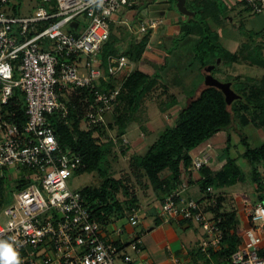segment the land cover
<instances>
[{
    "label": "built area",
    "instance_id": "obj_1",
    "mask_svg": "<svg viewBox=\"0 0 264 264\" xmlns=\"http://www.w3.org/2000/svg\"><path fill=\"white\" fill-rule=\"evenodd\" d=\"M247 4L252 13H264V0H247ZM19 12L13 0H0V178L7 177L6 171L25 170L32 172L28 176L32 183L0 211L8 219L5 224L0 221V264H8L5 249L18 254L19 264H135L129 248L140 254L141 236L121 239L124 228L111 232L109 225L103 227L94 220L82 194L69 186L84 166L82 158L60 147L48 116L68 117V107L61 102L65 90L87 89L93 94L94 110L86 111L84 118L90 124L104 121V115L113 110L121 87L101 90L103 82L113 84L122 74L128 77L134 64L125 56L104 61L101 52L113 25L124 24L121 18H128V13L142 14L139 0H39L32 15L23 17ZM160 24L143 17L136 31L128 27L140 38L156 33ZM17 93L25 98L23 130L6 119L7 106ZM122 144L129 142L123 139ZM214 155L213 148L205 149L193 158L191 169L209 165ZM21 177L16 174L12 179ZM189 187L188 180H183L180 190L161 205L159 217L164 222L199 226L207 236L201 252L211 259L223 244L224 218L208 209L218 204L223 193L210 187L208 199L199 202L186 195ZM243 204L249 228L231 264H264V206L247 199ZM127 220L137 226L140 210L133 208ZM173 260L185 264L179 258Z\"/></svg>",
    "mask_w": 264,
    "mask_h": 264
},
{
    "label": "trees",
    "instance_id": "obj_2",
    "mask_svg": "<svg viewBox=\"0 0 264 264\" xmlns=\"http://www.w3.org/2000/svg\"><path fill=\"white\" fill-rule=\"evenodd\" d=\"M168 3L176 5L177 0H170ZM244 3L247 10L251 11L247 1ZM196 4L203 7L202 13L199 14L194 9ZM189 7H192L191 11L195 15L187 17L184 21L177 41L178 44H184L189 38H195L193 60L200 65L201 71L215 67L219 60L226 65L249 62L252 66L264 69V37L258 44L257 33L249 32L246 42L240 45L239 52L233 54L221 45L219 35L210 30L209 21H219L227 17L229 8L223 0H187V8L190 10ZM152 36L153 32L150 31L138 38L125 29L117 31L112 27L110 38L101 52L102 59L106 61L110 56H125L137 67L126 77L113 110L104 115V121L90 124L84 120L86 111L94 110L95 107L94 96L87 89L64 91L65 96H61V102L68 107L67 118H62L59 113L48 116V122L55 130L60 147L64 151L71 150L82 158L84 166L76 175H105L98 188L80 192L94 220L103 227L127 220L133 208L140 210V201L133 191L130 179L116 180L106 176L110 174L107 163L116 144L114 140L105 142L102 138L105 137V120L108 116V127H118V137L123 139L128 127L137 121L143 99L162 85L161 75L147 74L141 67L144 65L141 62ZM126 41L129 43L127 50L121 47ZM166 64L167 61L164 65ZM212 74L215 75V70ZM198 81L188 95V104L178 114L176 126L167 129L144 156L134 154L130 158L131 173L141 185L146 180L144 189L151 187L160 206L169 195L178 190L186 178L190 186L199 184L201 192L205 195L204 199H208L207 189L210 187L219 191L238 185L242 182L244 174L238 160L231 156L234 122L237 118L244 128L251 123L250 125L264 129V79H231L228 83L232 84V89L241 97L231 105H228L221 90L204 84V74L200 75ZM103 83L104 88L101 90L115 87L113 84ZM177 104L176 99L169 103L168 107L172 108ZM7 108L10 110V114L6 116L7 121L17 124L23 130L27 122L24 95L17 93ZM240 139L245 148L244 157L252 167V179L257 186L255 203L264 206V178L259 170L260 165L264 167V145L259 148L252 147L243 133L240 134ZM209 147L217 154L215 161L198 171L192 170L193 158ZM123 148L130 149L129 145H123ZM20 172L22 179L15 180L18 181V192L32 183L28 178L32 172ZM5 174H8L7 171ZM4 179L6 178H0V209L8 204L2 185ZM225 199L224 194L219 195L218 204L208 209V212H214L224 218L223 244L213 253V259L218 264H231V256L243 243L239 210H225Z\"/></svg>",
    "mask_w": 264,
    "mask_h": 264
},
{
    "label": "rangeland",
    "instance_id": "obj_3",
    "mask_svg": "<svg viewBox=\"0 0 264 264\" xmlns=\"http://www.w3.org/2000/svg\"><path fill=\"white\" fill-rule=\"evenodd\" d=\"M38 1L39 0H13V5L17 6L18 8L20 7V16L27 17L32 15L38 8ZM168 1L170 0H155L152 2L149 0H139L140 9L146 8L148 11L142 12L141 15L143 17H154L153 12L156 10V13H164L166 11L167 13L165 16H168L170 12L173 14H178L179 18L183 19V21H180L174 25L178 27L177 30L174 31L173 34H168L167 27L169 24L166 22L164 24V20L160 17L155 18L158 22H161V25H159L157 32L154 33L150 38L146 48V54L144 55V58L141 62V64H144L141 65V67L143 68L142 71L145 73L161 75L162 85L156 87L152 93L143 99L141 110L137 116V121L128 127L125 134V140L131 144L129 150L123 148L122 140L124 138L119 139L118 127L114 129H110L108 127L110 123L108 116L105 120V123H107L105 124V137L102 138V140L105 142H113L114 140L116 144L113 150V155L108 159L109 162L107 163L109 165V168L107 167V169L109 170L110 174H106V176L116 180L126 178L130 179L131 185L133 186V191L139 198L140 209L142 208L145 211L142 216V222H144L146 227L149 224L151 227L153 223L150 218V208H146L152 205L150 200H152V203H155L152 205L153 212L155 214L157 213L158 215L160 213L161 206L159 202L156 203L155 200H153V197L156 196L152 192V189H150L151 187L149 189H144L146 180H144L143 185H141L138 183L135 175L131 173L130 158L134 154L144 156L150 146L153 145L167 129L176 126L179 112L188 104V95L191 89L197 82H199L198 80L200 79V75H205L207 69L206 68L201 71L200 65L196 63L197 61L193 60V41L195 38H189L186 42H184V44H178L179 42L177 40L181 34V27L187 17L178 11L177 4H169ZM190 1L192 2L193 0ZM223 1L229 8L228 12L226 13V19H219V21H209L210 30L219 35V41L221 45L229 52L236 54L239 52L240 45L246 42V35L249 32L254 34L257 33L256 42L260 44L264 37V14L258 15L252 13L250 10H247L246 4L244 3L245 0ZM151 6H154L155 8ZM189 8L191 11L192 7ZM202 8L203 7H201V5L197 4L194 7V9L199 12V14L203 12ZM11 14H14V12H11ZM137 15H139V12L136 13V16ZM156 15L158 16V14ZM79 21L82 22V19L80 18ZM138 22L139 18H136L133 21L132 27L135 31L139 28ZM119 28L120 27L116 25V29ZM65 31L69 30L66 29ZM128 44V41H126L123 49H126ZM166 61L167 64L164 65ZM135 67V65L131 66V72L134 71ZM214 70V77L222 83H228L233 78H243V80L251 78L257 81L264 79V69L252 66L249 62L226 65L223 64L221 60H219L213 68V71ZM118 83H120V78L115 77L113 84L118 86ZM176 99L178 100V104L175 107L169 108V103ZM236 121L232 127L233 148L231 151V156L232 158L238 160V164L243 171L244 178L242 182H240L235 187L228 188L229 191L224 193L226 198L225 202L229 210L236 209V203L239 196L250 195L253 196V200L256 199V193L253 187L256 184L252 179V167L248 159L244 157L245 148L240 143V134L243 133L248 136L251 146L254 148L261 146L263 143V141L256 139V135L253 137V135L257 132L255 129H253V127L246 128L247 126H252L250 125L251 123L245 127L246 129H244L242 123L237 118ZM82 124L84 125L85 123ZM139 139H141L143 143H141L139 146H134V142ZM214 156L217 158L216 153ZM259 170L261 174H264V167L260 165ZM18 172L19 171L15 170L7 171V177H5L6 179H4L2 183L3 188H5L6 200L8 201L7 205L13 203L14 194L18 193V189L16 187L18 181L12 179V176L21 173ZM104 177L105 175L103 176L98 173L75 175L69 181V186L73 191L79 192L87 189H96L102 184ZM191 194L195 199H199L201 197L199 186H195L193 189H191L190 195ZM4 208H1L0 211H2ZM7 220L8 219L5 214L0 212V221L5 224L4 222ZM125 223V221L121 224L118 223V226H121ZM149 229L150 228H146V230ZM129 252L133 256L136 255L130 248ZM142 264L146 263L142 262Z\"/></svg>",
    "mask_w": 264,
    "mask_h": 264
},
{
    "label": "crops",
    "instance_id": "obj_4",
    "mask_svg": "<svg viewBox=\"0 0 264 264\" xmlns=\"http://www.w3.org/2000/svg\"><path fill=\"white\" fill-rule=\"evenodd\" d=\"M247 1V0H245ZM153 8H155L154 6H151ZM157 9V8H156ZM143 12L147 11L146 8L145 9H140ZM156 10H154L153 18L156 17H160L164 20V24L165 22L168 25L167 27V33L168 34H173L174 31L177 30V26H174L176 23H179L180 21H183L182 18H179L178 14H173L170 12V14L168 16L166 15V11L163 13H156ZM148 12V11H147ZM158 14V16L156 15ZM264 14V13H263ZM261 14V15H263ZM128 18L122 17L121 20L124 21L125 23H127L129 26H132L133 21L136 18H139V24L141 23V21L143 20L142 15H137L135 12H131L128 13ZM148 18V19H151ZM132 19H134L132 21ZM116 24L118 25V27H120L119 29H125L128 31L129 34H134L131 32V30L129 29L128 25L126 24ZM116 25H113L112 27H114L116 29ZM161 25V24H160ZM119 29H117V31H119ZM157 32V31H156ZM154 34V33H153ZM138 37V34H135ZM126 43V42H125ZM125 43L121 44V47L123 48ZM136 66V65H135ZM137 67V66H136ZM120 78V83H118V86L121 87L122 86V82L126 79L125 75H119L117 76ZM114 80V79H113ZM112 80V81H113ZM110 118V117H108ZM248 127H253V129H255L257 132L256 134L253 135V137H255V135L257 136L256 139L263 141L262 145H264V129H259L257 127H255L254 125L252 126H247ZM244 128V129H246ZM124 139H126V136H123ZM247 139L249 141V137L247 136ZM250 142V141H249ZM142 142L141 139L137 140L134 142V146H139ZM251 144V143H250ZM131 146V144H129V147ZM259 146V147H261ZM256 147V148H259ZM200 155V154H199ZM198 155V156H199ZM197 157V156H196ZM195 158V157H194ZM16 171V170H15ZM19 173V172H18ZM263 178H264V174ZM188 179L186 178V181ZM195 186H199V184H195L189 187V190L186 192V195L188 197H192L193 199H195L192 194L190 195V191L191 189H193ZM255 189V193L257 194V186L254 185L253 186ZM200 188V186H199ZM180 190V187L178 188L177 191ZM176 191V192H177ZM229 190L228 189H223L220 192L221 193H227ZM193 193V192H191ZM200 193H201V197L198 200L199 202H203L205 195L201 192L200 189ZM256 194H255V198H256ZM196 195V194H194ZM155 200V202L157 203V198L153 197ZM252 198V199H251ZM239 199V200H238ZM237 199V209L239 210V216H240V222H241V226L243 229L244 233L248 228H249V221L247 219L246 216V212H245V205L243 204V200L247 199V200H252L251 203L254 204L256 199L253 200V196L250 195H242L239 196V198ZM151 204L154 205L155 203ZM148 206L146 207L147 209L150 208V218L153 221L151 227L149 225H147V227L145 226L144 222H142V216L145 213L144 209H140V222L137 226H132L128 220H125V224H122L121 226H118V223H122L124 221L121 222H113L111 224H109V228L111 232H114L117 228H124L126 230V233L124 234V236H122L121 239H126L128 238L130 235L132 234H138L139 236H141L142 238V242H143V250L140 254H137L135 256H133L134 260H135V264H142V262H145L146 264H174V258H179L181 259L185 264H218L214 261L213 257L211 259L207 258V256H205L202 252H201V245L203 243V241L207 238V236L204 234L203 230L194 224L191 223H186L183 221H178V222H164L160 219L159 214L157 215V213L155 214L153 212V207ZM224 207L225 210L228 209L226 202L224 203ZM229 210V209H228ZM146 228H150L149 230H146ZM243 235V234H242ZM114 239L116 240H121L115 237V235L112 236ZM263 248H264V244H263ZM171 258V259H170ZM170 262H169V260Z\"/></svg>",
    "mask_w": 264,
    "mask_h": 264
},
{
    "label": "water",
    "instance_id": "obj_5",
    "mask_svg": "<svg viewBox=\"0 0 264 264\" xmlns=\"http://www.w3.org/2000/svg\"><path fill=\"white\" fill-rule=\"evenodd\" d=\"M154 1V0H150ZM177 9L178 11L186 16V17H193L195 14L191 12L187 8V0H177ZM76 26V24H74ZM214 67H208L205 72V85L207 87H215L223 92V94L226 97V101L228 105H231L234 101L240 99L241 97L235 93V91L232 89L231 83H222L219 80H217L213 74Z\"/></svg>",
    "mask_w": 264,
    "mask_h": 264
},
{
    "label": "clouds",
    "instance_id": "obj_6",
    "mask_svg": "<svg viewBox=\"0 0 264 264\" xmlns=\"http://www.w3.org/2000/svg\"><path fill=\"white\" fill-rule=\"evenodd\" d=\"M4 256L6 257V261H8V264H13V262H15V264H19L18 254H15V256H13L12 250L11 252L5 251Z\"/></svg>",
    "mask_w": 264,
    "mask_h": 264
},
{
    "label": "snow or ice",
    "instance_id": "obj_7",
    "mask_svg": "<svg viewBox=\"0 0 264 264\" xmlns=\"http://www.w3.org/2000/svg\"><path fill=\"white\" fill-rule=\"evenodd\" d=\"M5 251L7 252L8 250H7V249H5Z\"/></svg>",
    "mask_w": 264,
    "mask_h": 264
},
{
    "label": "flooded vegetation",
    "instance_id": "obj_8",
    "mask_svg": "<svg viewBox=\"0 0 264 264\" xmlns=\"http://www.w3.org/2000/svg\"><path fill=\"white\" fill-rule=\"evenodd\" d=\"M150 1V0H149ZM155 1V0H154ZM152 2V1H151Z\"/></svg>",
    "mask_w": 264,
    "mask_h": 264
}]
</instances>
